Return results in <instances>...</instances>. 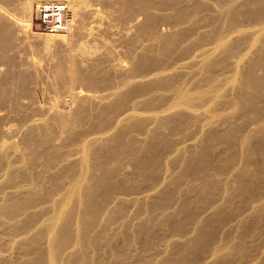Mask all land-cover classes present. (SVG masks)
Listing matches in <instances>:
<instances>
[{
	"label": "bare ground",
	"instance_id": "bare-ground-1",
	"mask_svg": "<svg viewBox=\"0 0 264 264\" xmlns=\"http://www.w3.org/2000/svg\"><path fill=\"white\" fill-rule=\"evenodd\" d=\"M233 1L206 0L204 3L199 0H91V2L85 3L83 0H70L69 5L73 12L71 21L73 20L76 30V43L75 48L68 50L69 53L65 60L58 61L56 74L68 76L69 81L66 87L75 85L59 97L61 99L62 97L69 98L74 102L77 110L71 115L62 114L56 108V97L49 99V96L47 98L42 91L37 93L34 91L32 97H35H31L32 99L26 102L28 111L21 115L20 125H17V128H12L15 124L6 123L3 127V133L7 135L11 134L17 137L19 133H24L28 147L25 153L29 161L40 157L38 148L42 140L41 133H49L51 129L49 126L54 123L52 119L57 120V124L62 127V130L55 134L56 139L60 138L62 134H64L63 137H76L77 132L82 130L78 136L79 143H70L65 154L61 157L60 149L56 150L50 147V150L54 151L47 154L51 155L50 168L55 162L56 164L52 166V171L42 164L47 176L43 175L40 182L38 179H33V182L43 185L46 179L56 181V175L70 178V180L66 185V194L62 201L58 204L52 202L50 205L53 217L48 226L46 223V228L42 232L46 236L47 249L41 250L38 259L32 260L31 263L20 261L22 250H14V253L8 252L9 250H0V264H118L117 262L121 259H124L125 263L120 264L145 263L137 262L140 259L146 260L145 257L127 249L101 250L104 247L102 241L106 234L108 236L114 231L110 222L119 217H121L119 236L126 239V245L131 246L138 238H147L149 229L134 223L133 207L146 210L145 225L146 222L150 223L154 219L151 215L149 216L148 208L151 204L149 195L164 182L165 171L162 172L159 179H157V174L160 172V163L164 161V156L167 159L170 157V154H165L160 160L157 150H155L158 145L162 144L160 139L166 142L168 140L166 135L163 138H160V135L158 137L160 126L169 124L170 127L179 128L187 121V115L190 113L192 119L201 116V112L190 104L191 92L185 90L182 84L199 56L195 52L187 57L189 59L175 57L176 55H172L170 58L169 53L165 56L166 63L158 61L144 70L130 64L128 70L126 64L120 58H116L113 47L114 45L116 48V44H112L120 41L119 37L128 34L118 29L117 25L121 22L115 20L117 16L122 20L125 19L123 23H126V30H134L137 37L133 39V36H130L127 44L123 41L119 42L120 44L129 49L131 45L135 46L136 41L142 38L139 44L146 52L138 56V60L142 63H146L147 53L161 55V50L165 48H173L188 39L198 40V30L206 22L212 24L213 29L208 36H213V49L201 56L205 63L203 62L199 70L204 73V78L210 79L213 75L218 74L210 68L211 63L222 64L224 61V67L232 68L234 76L231 81L235 84L232 91H225V95H230L233 98L237 110L243 112L244 115L251 113L255 121H261L259 126L246 133L245 140L247 142L256 141V144L250 147L248 144L244 148V152L257 151L264 161V0ZM31 3L32 0H3L4 5H0V65L5 66L4 75H9L8 73L12 72L11 68L15 65L13 38L16 40V37H19V43L22 44L42 40L43 45H46L45 48H48L47 44L51 42L58 41L62 44L70 42V38L65 36L40 38L37 36V31L30 33ZM210 3H213L214 6L223 4L220 13H211L210 18H200L199 14L206 11ZM210 5L212 6V4ZM243 13L251 15L248 16L251 18L249 24L251 26H248V28H252L251 31L243 30L245 23L241 17L237 19ZM226 14L228 21L220 25ZM222 26L238 31V36L233 38L230 34H216L217 28ZM69 28H71L70 19ZM249 35L252 38L251 43L244 46ZM180 36L183 39L176 40ZM112 39L115 42H112ZM230 45V49H240L244 46L236 53L239 57L229 61L232 66L225 62V51ZM221 52L223 55L219 57L218 54ZM131 58L135 59L132 53ZM44 69L42 72H45ZM114 71L117 75L113 73ZM12 76L13 80L5 85L3 90H6L5 97L10 98V104L18 108L21 94L32 92L36 86L26 90L31 78L20 72L14 73ZM41 77L43 78V75ZM99 81L104 84L93 86L99 85ZM86 87L101 89L91 90ZM16 88L21 89V92H13ZM155 89L161 90V93L164 94V97L158 99V102L163 103L162 105L150 110L141 109L137 105L139 95H136L122 107V104L135 94L149 93L150 90ZM41 90L43 89L41 88ZM219 104H223V102L213 101L212 108L215 109ZM37 110H42L40 117L33 115ZM0 112H2L1 109ZM220 114L214 116H219L221 123L227 125L226 131L223 134L214 132L211 130V121L209 120L202 137L197 138L193 145L189 146L190 148L186 147L183 150L185 159L180 162L183 174L172 179L168 186L163 188V203H168L174 195L180 193L175 185L190 173L205 174L209 170H213L214 174H218L220 169L214 166V162L218 158L214 160L210 156L211 150L214 148L213 144L222 146L228 153L224 164L230 167L235 166L234 146L236 143L232 137L239 128L243 127V124L237 125L238 127L234 126L230 116ZM43 124L46 126L45 130H41ZM141 137L144 138L143 141L140 140ZM183 143L188 144V142ZM95 145H99V153L92 152ZM179 150L180 148H175L170 153H176ZM104 157H107L106 161H103ZM124 160L127 161V164L124 163ZM247 163L248 161L245 162V164ZM122 164L127 169L131 167L132 171L130 173L121 171ZM109 167L113 172L106 175L105 172ZM232 170L236 171L231 176L230 184L238 182V190H248L251 194L256 195L258 189L249 190L247 189L249 185L244 182L245 176L248 175L253 179L250 182H253L256 171L249 173L244 167L239 170L233 167ZM151 172L153 179L150 178ZM114 175L116 177L113 179ZM138 175L148 178L149 185L138 191H125L123 184L130 180L136 181ZM187 178L189 177L184 179ZM203 178L209 181L208 177L204 176ZM166 195L167 198L164 199ZM19 197L14 196L0 205V233L2 234H4L3 226L16 225L13 220L18 215L17 211L24 208L25 202L18 200ZM186 203L185 200H182L179 204L184 206ZM14 207L15 209L11 210ZM252 210L249 214H244L236 219L234 223L244 220L242 223L244 225L252 219L258 222V225H254L251 233L264 230V204H258ZM180 213L178 211L176 215ZM219 213V210H214L213 206L205 210L203 216L209 214V217L202 222L199 230H197L196 224L193 227V233H196L193 243L201 241L203 234L209 228L212 227L215 231L216 225L222 219ZM171 217L172 215H166L163 220H158L159 226L174 223L176 217ZM119 223L115 225H119ZM95 226L97 231H95ZM17 230L20 229L14 228L11 232L15 233ZM9 236L15 237L7 238L8 243L3 242L0 247H5L8 244L13 247L23 237L22 233ZM71 236L80 250H62L64 240L68 241ZM0 238L3 237L0 236ZM241 247L242 245L238 242L231 247V250ZM88 248L92 250H87ZM9 249L12 250V248ZM224 253L226 250L218 248L210 250L204 260H197V264H219L223 261ZM261 253L260 258L255 257L248 264H264V250ZM111 260L112 262H110ZM158 263L156 262V264Z\"/></svg>",
	"mask_w": 264,
	"mask_h": 264
},
{
	"label": "rangeland",
	"instance_id": "rangeland-1",
	"mask_svg": "<svg viewBox=\"0 0 264 264\" xmlns=\"http://www.w3.org/2000/svg\"><path fill=\"white\" fill-rule=\"evenodd\" d=\"M36 1L37 0H32L31 3V26L29 32L35 33L37 31V36L40 38H56L65 36L70 38V42L67 44H62L58 41L54 43L51 42L50 44H47V47H49L45 48L46 45H43L42 40L22 44L19 43V37H16V40L13 38L15 65L11 68L12 72H9V75H4L5 66L0 65V109L2 110V112H0V205L14 196H20L18 200H23L25 202L24 208L17 211L18 215L16 219L13 220L16 225L10 224L8 226L2 227V232H4V234L0 233V236L3 237L0 238V244L3 242L8 243L7 238L15 237L9 236L13 234L17 235L22 233V239L18 240L13 247L8 244L5 247H0V250H9L8 252L13 253L14 250H22L23 252L20 260L22 263H31L32 260L38 259L41 250L47 249V245L45 243L46 236H44L42 232L46 228V223L48 226L50 223L49 221L53 217V210L51 209L50 205L52 202L58 204L60 201H62L66 194V185L70 180V178H64V176L56 175V181L46 179L43 185H39L36 182H33V179H38V182H40L41 178H43V175L47 176V174L44 173V169L41 165L45 164L47 169L50 168L51 164L49 163V160L51 159V155L47 154L54 152L50 150V147L56 150L60 149L59 152L61 153V157L65 154L66 148L70 143H79L78 136L82 132V130H79L76 137H63L64 134H62L60 138L56 139L55 134L62 130V127L57 124V120L52 119L54 123L49 126L51 128L49 133H41L42 140L38 148L40 157L30 161L28 160L27 154L25 153L28 150V147L24 139V133H19L17 137H14L11 134L7 135L3 133V127L6 123H11V125L15 124V126L12 128H17V125H20L19 122L22 118L21 115L28 111L26 102H28L29 99L35 97H32L34 91H36V93L38 91H42L47 98L49 96V99H51V97H53V99L56 97V108L62 114L71 115L77 110L74 102L69 98L62 97L61 99V97H59L65 94L69 88L75 85L66 87V84L69 81L68 76H65V74L58 76L56 74V65L58 64V61H64L70 49L75 48L76 43V30L73 26V20L71 21L73 12L69 5L70 0L63 1L68 3L67 21L69 23L70 19L71 28L68 29L69 32L66 31L55 35L42 33L39 34L40 32L38 26L33 20L32 16L34 3ZM83 1L85 3H89V1L91 2V0ZM199 1L206 3V0ZM237 1L240 0H234L233 2ZM210 4H212V6ZM210 4H208L206 11L199 14L200 18H210L211 13H220L223 4H219L218 6H214L213 3ZM0 5H4L3 0H0ZM8 9L10 10V6ZM13 13H15L14 10ZM16 16L18 17V15ZM248 16L251 15L248 13H243L241 16L237 17V19L241 17L242 21L245 23L243 30L247 32L252 30V28H248V26H251L249 25L251 18ZM115 20L117 22H121L117 25L118 29L128 33L126 36L119 37L120 41L118 40L117 43H112L116 44V48L113 45L116 58H120L126 64L128 70L130 64H134L135 66H138L140 70H144L154 65L158 61L166 63L167 61L165 56L169 53L170 58H172V55H176L175 57H182L185 59H189L187 57H190V55L194 54L195 52L197 53L199 57L196 58L194 67L189 71L185 82L182 84L185 90L191 92L190 104L196 107L197 111L201 112V116H199L197 119H192L190 113L187 115V121L181 127L173 128L170 127L169 124H163L158 130V137L160 135V138H163V136L166 135L168 140L166 142L159 138L162 144L158 145L155 150H157L160 160L163 159L162 156L165 154H170V157L167 159V157L164 156V161L160 163V172L157 174V179H159L162 175V172L165 171L166 177L164 182L157 189L151 191L149 195L151 197V204H149L148 208L149 216L151 215V217L154 219L151 220L150 223L146 222L145 225L144 217H146L145 214H147L146 210L144 208L140 210L136 209V206L133 207V211L135 213L134 223L138 224V226H145L149 229L147 238L141 237L135 240L131 246L126 245V239L119 236L121 233L119 232V222H121V217L117 219L115 218L110 222V226L112 229L114 228V231H110L111 234L108 236L107 234L105 235L102 241V246L104 247L101 250L127 249L132 252H136L142 257H145L146 260L140 259L137 261L145 262L142 264H156V262H159L158 264H197V260H204L207 253L215 248H218L219 250H226L223 261L219 262V264H248L255 257L260 258L262 254L261 251L264 250V230L251 233L254 225H258V222L252 219H250V221L246 222L244 225H242L244 220L237 221L236 223H234V221L242 215L252 212V208L254 206H257L258 204H264V161L261 157V154L257 151L252 153L244 152V148L248 144L249 147L256 144V141L247 142L245 140L246 133L259 126L261 121H255V119L252 118L253 116L251 113H246L244 115L243 112L237 110L235 103L233 102V98L230 95H225V91L233 90L232 88L234 87L235 83L231 81L232 77L234 76L232 72L233 70L230 67H224V61L222 64H210V68L218 73L213 75L210 79L204 78V73L199 70V67L204 62L201 56L213 49V36H208V34L213 29V25L206 22L202 28L198 30V40L188 39L173 46V48H165L161 50V55L151 52L150 54L147 53V61L146 63H142L138 60V56L140 54L146 53L139 44L142 38L139 41H136L135 46L131 45L129 49L127 46H123V44H120L121 41L127 44L130 36H133V39L136 37V32L134 30H126V23H123L125 19L122 20V18H118L117 16ZM226 21H228L227 14L224 16L223 22H221L220 25ZM217 29L218 31L216 34L219 35L230 34L233 38H236L239 34L238 31L230 30L224 26L218 27ZM182 39V36H180V38L178 37L176 40ZM251 40V35H249L248 41L244 46L250 44ZM112 42H115L114 39H112ZM244 46L240 49H230V45L225 51L226 56L224 54L225 62L229 64V61L237 59L239 56L236 55V53L243 49ZM130 52L133 54L135 59L131 58ZM222 55L223 52L218 54L219 57ZM42 65L46 68L44 69ZM42 68L45 70V72H42ZM17 72L25 74L31 78L30 84L26 90H29L30 88L32 89L36 86L32 92L21 94V97L19 98L20 106L18 108L13 104H10V98L7 99L5 97L6 90H3L5 85L13 80L12 75ZM113 73L116 74L115 71ZM42 75L43 78L41 77ZM38 80L40 81L38 82ZM99 83V85H91L101 86L104 84L102 81H99ZM107 85L108 82L106 86ZM17 88L16 90L12 91L21 92V89L18 90ZM41 88L43 90H41ZM88 89L98 90L101 88ZM136 95H139V101L137 105L141 109L150 110L151 108H155L163 104L158 102V99L164 97V94L161 93V90L155 89L150 90L149 93L135 94L131 98L127 99L122 104V107L127 105L128 101L130 99H134ZM215 100L221 101L223 104H219L215 109H213L212 103ZM220 113L230 116L234 126H240L243 124V127L239 128L232 137L236 143L234 146L235 166L233 167H236L237 170L244 167V169L248 170L249 173L256 171V177L254 178L253 182H250V180H253L251 179L250 175L245 176L244 182H247L250 187L247 189H258L257 194L253 195L248 190H238V182H232L230 184L231 176L236 170H232L233 167L224 164V160L228 158V153L226 150L222 146L213 144L212 147L214 148L211 150L210 156H212L214 160L218 158L214 162V166L220 169L219 172H217L218 174H214L213 170H209L205 174H192L193 172L190 173L192 175L189 174L186 176L189 178L184 179L186 178L184 177L183 180L175 185L177 186V190L180 193L174 195L172 200L168 203H163V188L168 186L172 179L177 176L179 177L180 174H183V167L180 164V162L185 159L183 150L186 147L190 148L189 146H192L193 142L197 138L200 136L202 137L209 120L211 121V130H214V132L223 134V132L226 131L227 125H223L221 123L219 116H214L219 115ZM33 115H35V117H40L42 115V110L34 111ZM246 123L248 124L246 125ZM45 128L46 126L43 124L41 126V130H45ZM140 140L143 141L144 138L141 137ZM182 141L188 142V144H185ZM175 148H180V150L176 153H170V151L174 150ZM99 149V145H95L92 149V152L96 151L99 153ZM106 159L107 157H104L103 161H106ZM174 160L175 162L177 161V163H175ZM246 161H248L247 164H245ZM124 163L127 164V161L124 160ZM55 164L56 162L52 166ZM52 166L49 169L50 171L53 170ZM121 171L130 173L132 168L128 167L127 169L122 164ZM112 172V168L109 167L105 174L110 175ZM204 176L208 177L209 181L204 179ZM115 177L116 175L113 176V179ZM150 178L153 179L152 172L150 173ZM147 181L148 178L140 177V175H138L136 181L130 180V182L124 183L123 189L127 192L138 191L144 188L146 185H149ZM225 184H228V186H225ZM166 198L167 195L164 197V199ZM182 200L187 202L185 204L186 206L179 204ZM212 206L214 207V210H219V214L222 219L216 225L215 231L212 227L209 228L203 234L204 236L202 237L201 241L198 240L200 243L195 242V244L193 243V239L196 236V233H193V227L196 224L197 230L200 229L202 222L208 218L210 214L209 213L208 215L203 216L205 210ZM13 209H15V207L11 208V210ZM178 211L181 213L176 215ZM166 215H172V217H176V221L174 223H167L166 225L162 224L159 226L158 220H163V217ZM117 223H119V225H115ZM14 228H18L20 230L12 233L11 231ZM94 228L95 231H97L96 226ZM242 232L245 235H243ZM238 242L242 245V247L240 249L237 248L231 250V247L236 245ZM67 246L68 248H66ZM9 248H12V250ZM62 250L80 249L77 248L74 238L71 236L68 241L64 240ZM87 250L92 249L88 248ZM110 262H112V260ZM122 262L125 263V260L121 259L117 263L120 264Z\"/></svg>",
	"mask_w": 264,
	"mask_h": 264
},
{
	"label": "built area",
	"instance_id": "built-area-1",
	"mask_svg": "<svg viewBox=\"0 0 264 264\" xmlns=\"http://www.w3.org/2000/svg\"><path fill=\"white\" fill-rule=\"evenodd\" d=\"M68 6L63 0H37L34 3L33 20L43 34L68 31Z\"/></svg>",
	"mask_w": 264,
	"mask_h": 264
}]
</instances>
